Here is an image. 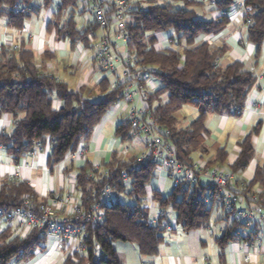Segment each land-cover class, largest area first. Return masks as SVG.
Masks as SVG:
<instances>
[{
    "label": "trees",
    "instance_id": "trees-1",
    "mask_svg": "<svg viewBox=\"0 0 264 264\" xmlns=\"http://www.w3.org/2000/svg\"><path fill=\"white\" fill-rule=\"evenodd\" d=\"M38 1L46 9L53 3V0H0V17L7 18L9 27L20 30L32 15L38 13ZM178 1L183 7L157 4L155 0H149L144 8L134 3L127 12L126 49L128 56L138 66L149 68L151 79L159 82L156 91L147 93L148 114L159 127L169 132L168 139L177 158L192 162L195 153L207 155L205 138L208 132L204 124L208 114L239 117L257 78L241 62L232 61L221 66L219 61L227 51L224 45L211 47L207 42L195 43L198 36L217 35L225 28L229 22L227 14L236 6V0ZM240 1L246 12L242 18L246 28L245 42L256 47V55L264 43V0ZM19 2L32 4L33 11L15 13L13 8ZM201 5L210 9L208 13L220 15L209 19L197 17L192 8ZM76 8L77 0H59L46 29L54 30L57 37L70 40L72 45L76 42L85 45L90 40L88 36L96 37L94 32L98 27L93 21L86 28H78L73 13ZM155 33H170L168 41L175 47L155 50L153 38L145 41L147 34ZM18 46L17 50H6L0 45V118L8 115L13 123L10 133L0 132V146L16 163L49 138V163L57 164L67 154L74 153L80 144L88 142L94 128L119 99L123 83L118 81L119 87L110 88L104 77L97 84L101 97L89 100L85 97L84 87L78 91L69 90L65 83L36 66L31 50ZM164 95L166 100L161 103ZM53 97L62 102L58 111L52 109ZM155 102L157 105L153 106ZM182 106L195 108L198 115L186 127L177 128L175 115ZM257 133L256 128L238 143L237 157L228 164L233 175L245 170L252 160L251 136ZM115 134L122 143L133 140L125 121L116 127ZM226 158L227 152L223 148H215L209 164H224ZM135 161L136 157L121 160L115 153L100 170L93 169L88 162L79 169L76 185L81 192V206L88 209L97 203L104 213L101 221L86 224L84 250L72 253L62 264H122L113 248L116 242L134 244L141 255L155 256L163 242L161 221L168 208L173 211L183 232L197 231L209 225L212 207L203 202L208 190L204 183H198L188 192L172 190L165 197L153 192L152 198L158 204L161 216L155 224L149 223L144 199L146 187L155 175V166L150 161L139 165ZM263 177L264 169L257 167L250 182L235 178V183H243L246 189L252 190L255 183L263 182ZM105 189L113 196L103 195ZM120 194L132 199L133 204L126 205L114 198ZM27 199L35 205L46 203L24 181L9 178L0 183V209L21 207ZM221 219L228 221L224 213ZM240 226L238 222L228 221L215 239L222 251L231 242L246 240L234 236ZM253 237L248 240L252 241ZM45 241L46 238L38 237L33 230L24 237L13 234L10 229L0 232V264L30 260L36 250L44 249Z\"/></svg>",
    "mask_w": 264,
    "mask_h": 264
},
{
    "label": "crops",
    "instance_id": "crops-1",
    "mask_svg": "<svg viewBox=\"0 0 264 264\" xmlns=\"http://www.w3.org/2000/svg\"><path fill=\"white\" fill-rule=\"evenodd\" d=\"M130 1L137 3L141 0ZM155 1L157 4L167 3L165 0ZM86 10L75 9L78 15H83ZM192 10H194L197 17L203 19L217 18L219 16L217 12L208 13L210 9L205 5L194 7ZM52 13L53 10L47 8L41 22L30 18L24 24L26 32L9 27L7 18L0 17V45H23L24 48L34 53L36 66L42 72L65 83L71 91H78L84 87L87 99L91 100V98L95 97L98 100L101 95L97 84L105 76L98 73L94 63L96 41L89 40L85 45L81 42H76L72 45L70 40L57 37L54 30L47 31L46 27L53 19ZM127 19L129 18L127 17ZM228 20V24L219 34L200 35L195 39V43L207 42L211 47L224 45L227 51L220 59L219 64L225 66L232 61L241 62L245 69L256 76L257 83L249 91L243 112L239 117L227 114H208L204 124L208 132L205 138V146L208 152L207 155L203 156L211 158L214 156L215 148H223L227 152V158L226 163L222 165L233 163L239 151L238 143L257 128L258 133L251 136V143L254 149L253 158L245 170L234 174V178L250 182L257 167L264 169V43L260 46L258 54L255 55L256 47L245 42L246 28L237 9L233 8L230 10ZM91 23H93L92 13L91 20L81 27L86 28ZM81 27L78 26V28ZM96 32H94L95 35ZM169 36H171L170 33H155L148 34L146 38L147 41L153 38L154 49L160 51L175 47L169 43L167 38ZM117 45L119 50H124L122 42H117ZM73 78L76 79L71 82ZM117 78V75H115L112 82L108 80L110 88L116 84ZM147 87L154 92L160 85L150 81L147 83L146 89ZM61 107L62 102L53 97L52 109L58 111ZM186 110L191 114L193 120L197 117L198 112L195 108L190 109L192 111ZM176 115H178V112ZM180 118L183 122L182 127H186L192 121H186L182 116ZM124 119L123 104L120 103L111 107L94 128L88 142L80 144L74 153L67 154L57 164L49 163V138L45 139L42 146L36 147L32 153L21 158L16 163L0 146V183L9 178L24 181L29 184L36 196L45 200L46 203H50V200L59 194L63 195L69 199V202L62 207L60 205H55V207L60 213L69 211L81 201V192L76 185V175L85 162H88L93 169L100 170L102 165L108 162L115 153L121 160L137 155L133 153L132 149L125 147L126 143H122L115 134L116 127L122 124ZM176 119L178 124V117ZM12 129L11 117L3 115L0 118V132L10 133ZM257 145L261 147L259 152H257ZM80 149H84L83 156L77 154ZM194 155L193 160L204 158L200 153H195ZM225 168L229 169L228 167ZM166 183V173L163 170H155L154 177L146 187L145 209L149 210L150 207H153V209L158 208V204L153 200L152 194L157 192L162 197L168 195H163L162 193ZM252 190L264 193V179L262 183H255L252 186ZM107 196L112 197L113 195L110 193ZM210 206L221 209L217 202L211 203ZM211 209L213 210V208ZM157 210L153 217L148 218L149 223L155 224L158 221L161 211L159 208ZM165 218L161 221V227L164 229L163 242L159 245L158 253L155 256L141 255L134 244L116 242L113 244V248L119 261L122 264H262L264 244L254 242L253 246H251L245 240L231 242L225 246L223 251L218 247L215 239L221 235L228 223L217 229V231H214L215 225L210 221L209 225L202 229L183 232L180 226L177 225L175 217L168 223H165ZM221 218L222 216L217 218L216 221H223ZM13 227L0 223V232L10 229L13 234H17ZM203 229L207 230L208 235L204 233ZM164 232L169 235H164ZM25 234L26 232L18 235L24 237L23 235ZM43 246V250L35 251L33 258L19 264H62L65 260V254L69 250L73 251L72 245L63 242L59 243L55 240L48 241L46 239Z\"/></svg>",
    "mask_w": 264,
    "mask_h": 264
},
{
    "label": "built area",
    "instance_id": "built-area-1",
    "mask_svg": "<svg viewBox=\"0 0 264 264\" xmlns=\"http://www.w3.org/2000/svg\"><path fill=\"white\" fill-rule=\"evenodd\" d=\"M77 1L78 4L89 8L93 21L100 31L99 37H95V66L99 71L112 75L121 70L123 85L120 86L118 83L113 85V88L120 86V90L119 99L112 107L123 104L128 134L132 139L140 140L142 144V151L136 157V164L150 161L154 164L155 170H163L166 173L172 189L181 193L190 191L198 183H204L208 190L205 192L203 202L207 205L217 202L229 222L240 223L241 226L236 229L234 236L239 240L246 239L251 246L254 242L264 244V193L246 189L243 183L236 184L233 173L225 167L209 164L202 159L192 162L179 160L168 139L169 132L159 127L148 114L146 85L151 80V71L149 68L138 66L128 56L126 49L127 12L132 8V2L130 0ZM234 8L242 18L245 16L242 1ZM13 11L17 14L30 13L33 11V6L19 2L14 6ZM20 31L26 32V29L22 27ZM117 42L123 43V51L119 50ZM3 45L6 50L19 48L17 44ZM77 154L83 156L84 149L77 151ZM122 176L125 177L123 174ZM109 193V190L105 189L103 195ZM68 202L69 199L60 194L51 199L50 203L45 204L35 205L27 199L21 207L10 210L0 209V223L8 227L14 226L17 234L33 230L38 237L70 244L76 252L81 253L84 250L86 224L101 221L104 212L99 209L97 203L88 209L83 208L79 203L64 213H60L55 207V205L62 207ZM251 237L253 240H248ZM95 248L97 249L98 246ZM18 262L13 260L11 264Z\"/></svg>",
    "mask_w": 264,
    "mask_h": 264
},
{
    "label": "rangeland",
    "instance_id": "rangeland-1",
    "mask_svg": "<svg viewBox=\"0 0 264 264\" xmlns=\"http://www.w3.org/2000/svg\"><path fill=\"white\" fill-rule=\"evenodd\" d=\"M148 1L149 0H141L140 2H137L141 7H147V4H148ZM240 0H236V2L235 3H238ZM58 2H59V0H53V3L50 5V7H49V9H51V10H54V8L58 5ZM156 2V1H155ZM165 2H167V3H171V4H173L176 8H180V7H183V5L181 4V2H179L178 0H165ZM164 3V2H163ZM163 3H161V4H163ZM38 6H39V11H38V13L36 14V15H32V17H31V19L32 20H34V21H39V22H41V20H42V18H43V16H44V13H45V11H47V9L46 8H44L43 6H41V3L38 1L37 3H36ZM134 3H131V5H133ZM208 8V7H207ZM77 9H87L84 13H83V15H78L77 14V12L74 10L73 11V13H74V19H75V21L77 22V25L78 26H82L83 24L85 25V23H87V22H89L90 20H91V12H89L88 10H89V8H86V7H84L82 4H78V1H77V8H76V10ZM127 20H129V19H127ZM96 32V31H95ZM96 35L99 37V35H100V31H98V29H97V32H96ZM148 35V34H147ZM89 37V39L90 40H94L95 39V37L93 36V35H90V36H88ZM145 41H147V38H145ZM97 68V67H96ZM98 70V69H97ZM69 73V72H68ZM98 73H100V74H102L103 76H105V77H107L108 78V80L110 81V82H112L113 80H114V77H115V75H117V82L120 80V81H122V76H121V70H118L117 71V74H115V75H112V74H108V73H102L101 71H99L98 70ZM69 75H70V73H69ZM72 78V77H71ZM75 79L76 78H73V79H71V82H73V81H75ZM150 81H152L154 84H159V82L157 81V80H155V79H151ZM116 82V83H117ZM147 91V93H151L152 91V89H150L149 87H147V89H146ZM146 93V94H147ZM100 95H101V93H100ZM91 100H96L95 99V97H93V99L91 98ZM166 100V95H164V96H162L161 97V103H163L164 101ZM155 105H157V103L155 102L154 104H153V106H155ZM182 110L181 111H178V115H175L176 117H178V124H177V128H182V119L180 118L181 116L182 117H184V120H186V121H190V120H193L192 118L193 117H191V114L186 110V109H193V108H190V107H188V106H182V108H181ZM190 111H192V110H190ZM128 129V128H127ZM140 140H138V139H133L130 143H126L124 146L125 147H127V148H129V149H132L133 150V153L134 154H139V152L140 151H142V148H141V146H142V144L140 145ZM260 146L259 145H257V152H259L260 151ZM137 155L136 156H134V157H137ZM193 156H195V155H193ZM204 157V156H203ZM203 161H206V162H210L209 160H210V158H208L207 156H205L204 158H201ZM225 164V163H224ZM219 166H221V167H228V165H222V164H219ZM164 191H162V193H163V195H166V194H169L171 191H172V187H171V182H170V180H168L167 179V183H166V185L164 186ZM110 194V193H109ZM106 197V196H105ZM114 198H116V199H118L119 200V202H121V203H123V204H126V205H131V204H133V200L132 199H130V198H128V197H126V196H124V195H122V194H120V195H116ZM211 204H208V206H210ZM213 208V210H212V213H211V217H210V221H211V223H213V225H215V228H213L214 229V231L216 230L217 231V229H219L220 227H223V226H225L227 223H228V221H216L217 220V218H219L220 216H222L223 215V210H221V209H217L215 206L214 207H212ZM158 208L156 207V208H154L153 209V207H150V209L149 210H147L146 209V211H147V219L150 217H153L154 216V214H155V212H157L158 210H157ZM165 214H166V218H165V223H168V221H171L175 216H174V213H173V211L170 209V208H168V209H166L165 210ZM148 221H149V219H148ZM164 223V224H165ZM14 228V227H13ZM208 229V228H207ZM204 230V229H203ZM14 231H15V228H14ZM29 232L28 231H26V234L25 235H23V236H26L27 234H28ZM204 233H206L207 234V230H204ZM164 235H169L167 232H164ZM208 235V234H207ZM50 240H55V239H48V241H50ZM56 242H59V243H61L60 241H58V240H55ZM72 253H78V252H76L74 249H73V251H68L67 252V254H65V259H66V257H68V256H70V255H72ZM20 263V261L18 262V264ZM262 264H264V261H263V258H262V262H261ZM259 264V263H258Z\"/></svg>",
    "mask_w": 264,
    "mask_h": 264
}]
</instances>
